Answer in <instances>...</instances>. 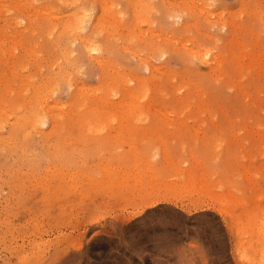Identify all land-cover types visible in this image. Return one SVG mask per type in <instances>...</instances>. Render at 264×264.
I'll return each instance as SVG.
<instances>
[{"label": "rangeland", "instance_id": "obj_1", "mask_svg": "<svg viewBox=\"0 0 264 264\" xmlns=\"http://www.w3.org/2000/svg\"><path fill=\"white\" fill-rule=\"evenodd\" d=\"M27 1L0 3V264H264V0Z\"/></svg>", "mask_w": 264, "mask_h": 264}, {"label": "bare ground", "instance_id": "obj_2", "mask_svg": "<svg viewBox=\"0 0 264 264\" xmlns=\"http://www.w3.org/2000/svg\"><path fill=\"white\" fill-rule=\"evenodd\" d=\"M20 1H22L23 3H21ZM14 0V2H15V4H18V6H22V5H25V6H27L28 5V1L27 0ZM139 1V0H138ZM12 2V1H11ZM136 2V1H135ZM0 3H2V0H0ZM138 4V3H137ZM78 6V5H77ZM81 7V6H80ZM21 9V8H20ZM171 12V11H170ZM260 11H258V13H259ZM117 16V15H116ZM183 16V15H182ZM264 17V16H263ZM260 18H262V17H260ZM31 19V18H30ZM142 19V18H141ZM136 20V19H135ZM143 20V19H142ZM264 20V19H263ZM67 24V23H66ZM80 24H79V22H75V21H73L70 25H69V28H71V31H77V29H79L80 28ZM30 27V26H29ZM17 28V27H16ZM87 36V35H86ZM190 40H187L186 42H185V44H184V46L186 47V50H187V54L189 55H191V56H193V57H196V58H199L201 61H203V62H205V63H207V64H209L211 67L213 66V64L215 65V63L216 64H218V61L220 60L219 59V54H216L215 53V51L213 50V48L212 47H205V46H201L200 44H195V43H193V41L191 42L192 43V45L190 46V45H188V43H190L189 42ZM83 42H84V44H85V46L86 47H90V48H92V49H95V51L96 50H98V47H96L93 43H92V41L89 39V38H84L83 39ZM137 45V44H136ZM86 47H85V49H86ZM91 51V50H90ZM238 53V52H237ZM246 56H247V54H245ZM150 58V57H149ZM104 60V59H103ZM145 61V60H144ZM239 63V62H238ZM216 66V65H215ZM214 66V67H215ZM240 66H241V64H240ZM153 67V66H152ZM13 74V73H12ZM64 76H65V74H64ZM134 76H136V75H134ZM134 76L133 77H131L130 78V80H135V78H134ZM46 80V79H45ZM49 80H51L50 78H49ZM48 81V80H47ZM140 81V80H139ZM53 82V81H52ZM128 82V81H127ZM48 83V82H47ZM74 83V82H73ZM34 84V83H33ZM17 85V84H16ZM40 85V84H39ZM2 86V85H1ZM52 86H53V84H52ZM19 87V86H18ZM130 87V86H129ZM139 87H140V85H138V87L137 88H135V87H132V88H129L128 89V93H126L127 94V97H129V99L130 100H128V99H123L120 103H121V106L122 107H125V106H127V112L126 111H121V117H123V116H125L126 115V117H127V115H130V114H133V113H135L136 112V110H138L137 109V107L138 108H141V107H139V106H141L142 104H140L138 101H137V99L139 98V95H140V90H139ZM56 88H57V86H56ZM147 91V90H146ZM149 91V90H148ZM40 94V93H39ZM151 94V93H150ZM41 95V94H40ZM48 95V94H47ZM146 95H147V93H145L144 95L142 94V95H140V97L141 98H145L146 97ZM39 96V95H38ZM26 98V97H25ZM39 98V97H38ZM44 99H46V97L44 98ZM148 100V99H147ZM42 102V101H41ZM119 102H118V104H117V106L119 105ZM149 102V101H148ZM3 105H5L6 103L4 102V103H2ZM148 104H150V103H148ZM3 105H0V113H2V114H4V113H7L8 112V109H7V105H5V106H3ZM46 105V104H45ZM39 106V105H38ZM37 106V107H38ZM105 108V107H104ZM41 109V108H40ZM39 109V110H40ZM112 109H114V108H112ZM133 109V110H132ZM146 109V108H145ZM37 109H35V110H32V115H31V118L30 119H32L33 120V122L34 123H40V122H45L46 120H44L43 119V117H42V115L38 112V111H36ZM41 111V110H40ZM163 111V110H162ZM165 112V111H164ZM170 112H172V111H170ZM51 113V112H50ZM107 113H109V112H107ZM138 113V112H137ZM167 113V112H166ZM165 113V114H166ZM1 114V115H2ZM6 115V114H5ZM9 115H15L14 114V112H11ZM167 115V114H166ZM111 116V115H110ZM22 117V116H21ZM118 117V116H117ZM28 118V117H27ZM24 119V118H23ZM18 122H20V121H18ZM21 123V122H20ZM4 124V123H3ZM39 125V124H38ZM34 126V125H33ZM115 127V126H114ZM2 136V135H1ZM6 138V137H5ZM9 139V138H8ZM159 199V198H158ZM160 201V200H159ZM256 229V228H255Z\"/></svg>", "mask_w": 264, "mask_h": 264}, {"label": "snow or ice", "instance_id": "obj_3", "mask_svg": "<svg viewBox=\"0 0 264 264\" xmlns=\"http://www.w3.org/2000/svg\"><path fill=\"white\" fill-rule=\"evenodd\" d=\"M93 51H95V49H93Z\"/></svg>", "mask_w": 264, "mask_h": 264}]
</instances>
